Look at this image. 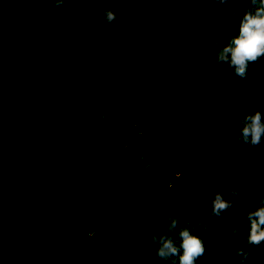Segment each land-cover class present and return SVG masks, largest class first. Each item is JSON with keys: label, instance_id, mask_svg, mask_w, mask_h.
<instances>
[{"label": "trees", "instance_id": "obj_1", "mask_svg": "<svg viewBox=\"0 0 264 264\" xmlns=\"http://www.w3.org/2000/svg\"><path fill=\"white\" fill-rule=\"evenodd\" d=\"M113 1L58 0L47 4L54 9L61 7L48 18L64 21L59 28L48 29L41 37L48 39L47 46L53 50L64 48L63 62L67 67L64 70L74 77L77 85L78 108L82 109L87 104L93 110L99 100L109 102L102 105L98 116L95 113L97 117L90 120V124L81 120L86 127L92 128L94 141L92 138L88 141L86 137L83 146L74 142L79 137L75 134L67 138L65 147L68 151L61 148L60 159L66 160L68 165L80 159L87 171L93 169L90 181H86V187L77 193L87 198L83 200L81 197L83 202L76 205H65L62 201L59 204L67 212L76 209L80 213L70 225L54 221L55 225L66 226V236L60 237L51 231L36 232L33 236L28 233L35 223L40 227L44 221H51L42 209L48 204L57 205L54 201L56 192L65 181L61 176L64 172L55 175L46 172L42 179L48 187H40L38 183L36 159L43 139L52 130L48 124L23 121L17 122L12 130L0 128V141L13 142L8 152L17 157L9 164L8 161H0V168L12 169L19 175L15 180L19 186L14 189L7 188L0 177V190L12 194L9 198L5 194L0 195V209L20 212L17 215H0V264H25L28 259L39 264H146L148 254L144 250L137 254V245L133 241L134 250L114 254V242L109 237L118 233L116 229L126 233L119 229L126 226L129 230L132 229L130 227H144L145 238H162L154 226L158 223L150 222L141 206L142 199H152L149 195L154 194L155 189H160V203H167L171 214L179 210L177 197L195 201L196 208L209 204L220 218L212 222L214 225L220 221H232L236 215L233 214L234 205L232 208L226 206L230 205L228 195L253 201L252 196H246L239 189L233 190L227 183L235 176L241 178L245 167L254 163L260 164V170L264 169V141L259 134V128L264 126V0H130L129 10H121L125 15L116 18L110 13L114 10ZM25 3L20 9L22 16L28 19V6L36 4L32 0ZM64 3L66 9H62ZM197 11L204 16L203 26L194 21L193 15ZM165 15L171 16L167 27L165 24L162 27L151 24L162 20ZM141 19L142 22L136 24ZM19 23L23 29L28 26L26 20ZM149 28L151 30L147 32ZM142 37L149 44L138 43ZM58 40L63 41L60 46H56ZM138 47H144L146 52H135ZM40 54L35 52L30 58L36 61ZM12 60L19 65L23 56L14 53ZM40 77L45 82V93L59 91L57 97L73 106L72 95L64 79L58 83L57 79H49L45 72ZM17 80H21L22 85L24 75ZM255 90L260 92L254 96V104L249 100L250 96H239L241 91L248 95ZM154 92L160 96L150 97ZM183 96L189 102L182 101L180 98ZM241 102L251 104L252 110L248 111L246 106H232ZM18 105L20 103L15 106ZM116 110L119 125L113 129L110 116ZM150 111L160 119L169 120L173 112L182 113L187 118L196 117L198 112L206 116L200 137H196L198 128L194 132L188 130L186 135L191 136L186 144L187 152L180 155V163L174 168L164 160V154L159 157L160 154L156 153L158 148L145 142L148 125L142 122V117ZM239 113H245L251 124L257 123V128L250 131L252 136L247 133L248 129L241 131L243 117H237ZM232 118L234 122L227 123ZM155 121L151 119L152 124ZM167 127H172V122ZM103 128L114 131L113 136L106 140L98 139ZM204 141H212L214 149L206 151L205 146L200 145ZM226 145L235 150L227 155V163L220 159L225 156L222 148ZM161 147L163 151L172 148L166 144H161ZM239 150L241 154L237 153ZM255 153L261 155L258 160ZM207 156H214L209 169L203 162ZM52 163L60 165L58 161ZM176 167L179 175L172 179ZM193 167L207 179H199L193 172H186ZM128 179L129 183L120 184ZM134 183L136 186L131 185ZM254 185L255 189L264 190L262 180L255 181ZM195 188L198 193L193 190ZM202 197H210L212 202H202ZM39 201L46 204H42L40 209L34 208ZM84 205L86 209H83ZM196 208L191 207L203 222H207L205 212ZM250 208L244 206L238 214L245 231L250 226L247 218L260 217ZM156 212L162 215L161 209ZM207 216L210 220L214 217L212 214ZM189 225L208 233L199 220ZM13 227H19V230L13 231ZM91 231L92 241L87 237ZM218 231L213 228L211 235L223 248L230 249L225 236ZM82 256L86 258L84 262ZM206 261L219 263L209 256ZM246 261L244 264L248 263ZM187 262L184 261L185 264ZM254 264H264V257L256 256Z\"/></svg>", "mask_w": 264, "mask_h": 264}, {"label": "rangeland", "instance_id": "obj_2", "mask_svg": "<svg viewBox=\"0 0 264 264\" xmlns=\"http://www.w3.org/2000/svg\"><path fill=\"white\" fill-rule=\"evenodd\" d=\"M26 1L28 0H0V128L7 131L12 130L17 122L23 121L24 123L41 122L48 124L52 130L50 134L43 139L40 146L41 152L38 157L36 156V168L39 172L38 183L40 187L46 188L47 183H45L42 179L46 172L54 175L64 172L61 176H64L65 181L62 182L63 185L61 186V189L56 192L54 201H57V205L48 206V204L42 209L45 214L50 216L51 221H44L43 225L40 227L35 223L32 226L31 232L28 233L30 236H33L36 232L48 233V231H51L61 237L67 235L65 230L66 226L60 227L55 225L54 221H62L63 223L70 225L75 218L80 216V213L76 209L67 212L62 209V207H59V204L61 205V201L63 202L62 204L65 205H68V203L76 205L77 203L83 202V200L87 198L86 195H77V193L82 192L81 190L86 187V181H90L89 177L93 172V169L87 171L86 165L80 159L77 163L72 161L70 164L71 166L68 165L66 160H61V148L63 147L68 151V148L65 147L67 138L69 136H74L75 134H79V137L76 138L74 142H80L83 146L86 137H88V141H90L91 138L93 140L94 135L92 134L94 132L92 128L86 127L84 122L81 123V120L90 124V120L100 114L102 105H108L109 100H99L97 106H95L93 110H91L87 104H84L82 109L78 108L77 85L74 84V77H72L69 72L64 70V67L67 68L63 62L64 53L62 50L64 48L56 47L55 50H53L47 46L48 39L41 37V34L47 33L48 29L55 30L59 28L60 24L64 21L61 18H48L51 14L56 13L59 9H61V7L54 9L52 6L49 7L47 4L52 1L57 3L58 0H32L36 5L28 6L27 11L30 10L27 14L28 19L22 16L20 9L21 6L26 5ZM113 2L114 10L110 13L114 18L125 15L121 12V10H129L130 0H114ZM66 8L67 5L64 3L62 5V9ZM197 12L198 13L194 12V21L200 22L201 24L204 22L202 20L204 16L199 11ZM170 17V15H165V17H162V20L151 22V24H154L157 27H162L165 24V27H167L170 22H168V18ZM21 20L28 21L26 29L19 27V25H21V23H19ZM141 22L142 19L137 21L136 24ZM150 30L151 29L149 28L147 32ZM145 37L139 39L140 41H138V43L149 44ZM62 43V40H58L56 42V46H60ZM146 47H148V45H146ZM136 51L146 52L144 47H138L135 52ZM35 52L41 54L36 61H33V58H30V55ZM14 53H19L23 56V61L22 63H19V65L12 60V54ZM42 72H45L49 79H57L58 83L62 82L63 79L65 80V85L67 84V88L72 95L73 106H68L59 97H57V95L60 94L59 91L50 90L45 93V82L44 79L40 77ZM22 74L24 75V82L21 85V80L17 79L21 78ZM59 76H61V78ZM169 78L174 79L173 77ZM175 80L179 81L178 79ZM15 86L16 89H14ZM255 91L251 94L248 93V95L245 94L246 91H241L239 96L244 98L245 96H250L249 100L253 103L254 96L260 92L257 90ZM236 92L238 94L239 89H237ZM159 96L160 93L158 92L150 94V97L154 99ZM180 99L184 102H189L186 99V96H183ZM17 103H20V105L15 106ZM245 104V102H241L239 105L234 104L232 106H239L238 108L246 106L249 108L247 109L248 111L252 110L253 106L249 107L251 104ZM95 113H98L97 116ZM117 114L118 110L110 116L113 129L115 126L119 125L117 124ZM196 115L197 116L194 118H187L182 115V113L173 112V114L169 115L170 117L172 116L171 120H169L168 118L160 119V116H155L150 111L142 117V122H146L148 125L146 126L148 127L146 130L148 134L145 142L148 146L151 145L153 148L154 146L155 148H158L156 153L160 154L159 157L164 154L163 158L171 168L178 166L181 159L180 155L187 152L186 144L189 141V136H191L186 135L188 130H192L194 132V130H197L198 128V136L196 135V137H200V132L202 131L200 128L203 125L202 123H205L206 116L203 112H198ZM237 117H243V125L240 128L241 131L248 129L247 133H249L252 129L257 128V123L253 122L251 124V119L247 117L245 113H239ZM153 118L156 120L154 124L151 123V119ZM170 122H172V127L168 128L167 126ZM228 122H234L233 118L231 120L229 119L227 123ZM259 129H261L259 131L260 137H262L261 140L264 141V126L261 125ZM61 132L62 135L60 134ZM113 132L114 131L112 130L105 131L104 129V131L98 136V139H109L113 136ZM82 135H85V137L83 136V139H81ZM249 135L252 136L253 133L250 132ZM173 138H177V140L173 141ZM211 142L212 141H204L200 145L205 146L206 151L211 149L213 150L214 144H211ZM161 144H166L168 147L172 146V148L169 147V150L163 151ZM12 145L13 142L0 141V161H8L7 163L9 164V161H14L17 158L8 152L10 150L9 146ZM258 147L259 149L261 148V146ZM192 149L197 151L196 148ZM198 150H200V148H198ZM222 150L225 156H221L220 159L223 158V162L227 163L229 161L227 159V155H229L231 151L234 152L235 150H232L231 145H226L222 148ZM240 152L241 151L239 150L237 153L241 154ZM255 156L258 160L261 155L259 153H255ZM196 158L197 157H194V159ZM152 160L153 158L150 159V163H152ZM213 160L214 156H207V158L204 159L203 162L208 164L206 165V168L209 169L212 167ZM55 161L60 162V165L52 163ZM177 169L178 167L174 169L175 172L172 179H176L178 177L179 174ZM186 172L189 174L193 172L197 176L196 178L200 179L201 177L207 179L206 176L202 175V172L199 169H196V167L190 168ZM234 173L235 172H233V174ZM0 174V177H2L5 181L2 182L7 188L10 187L14 189L19 186V183L15 181L16 176H19L17 172H14L9 168H0ZM259 180L264 182V169L260 170V164L258 163L245 167L241 178L235 176L229 180L227 184L232 186L233 190L234 188L239 189L246 196H252L253 201H249L241 197L234 198L232 195H228L227 201L230 205L226 206L232 208L231 206L234 205L233 208L235 209L233 210L235 211L233 214L236 215L233 217L232 221H220L221 223H217L215 225L212 222L214 220L218 221L220 218L216 216L217 211L209 204L196 208L197 203L195 201H189V199L177 197V205L178 207L180 206L177 212L179 214H171L168 210L169 206L167 203H165V205H161L160 203L162 198L161 195H158L160 189H155L154 194L148 193L150 194L149 197L152 199H142L141 206L145 210V217H147L149 221L151 220L150 222L153 220L158 223V226L154 225L155 222L153 225L158 231H160L162 238H145L147 234L144 227H130L132 229L129 230L128 227L121 226L119 229L125 230L124 232L126 233H123L122 231L119 232V230L116 229L118 233L109 237V239L114 242L112 245L115 252L114 254L134 250V242L137 245V249H135L136 253L140 252L139 250H144V252L146 251L148 254V261L146 264H185L184 261H188V264H211L206 261L208 256L211 257L212 260L219 262L216 264H244L246 260H248V263L246 264H254L256 256L261 259L264 257V190L255 189L254 185V182ZM177 182L181 181L177 180ZM125 183H129V179L128 181L120 182L121 185H124ZM54 184L57 185V183ZM131 185L136 186V183ZM196 189L197 188L193 190L198 193L199 191ZM3 194H5L4 196L8 198L12 195L9 191L4 192L0 190V195ZM69 197H71V200H69ZM81 197H83V200ZM75 198L77 200H75ZM58 200L60 202H58ZM201 200L202 202H212L210 197H202ZM169 201L170 199H167V202ZM42 204L46 203L39 201L34 208L40 209L42 208ZM192 206L193 208H196V210L199 209L205 212L204 214L206 215L205 218L207 222H203L202 219H200L195 210L193 211L191 209ZM244 206L251 207V212L260 216L251 217L250 219L247 218L250 220V226L247 231H245L240 224L241 217L238 215L240 214V211L243 210ZM183 207L186 209H183ZM188 207H190V210L187 209ZM83 209H86L85 205ZM159 209H161L162 215H160L159 212H156ZM11 213L17 215L20 212L16 210L13 212H6L5 209H0V215H11ZM209 214L214 216L212 217V220H210L207 216ZM111 219L114 220L113 218ZM198 220L201 226L205 225L203 227L205 228V232L208 231V233H203L201 229L198 231V229L189 225V223L196 224ZM45 227L48 228L47 231L44 229ZM213 228H216L217 231L219 230L218 232L225 236V240H227L231 246L230 249L223 248L221 244L217 243V239L211 235ZM18 230L19 227H13V231ZM91 236L92 231L87 233V237ZM92 238L93 237H91L90 241H92ZM149 246L151 247L149 248ZM250 247L252 248L249 249ZM257 249L258 251H256ZM252 250L254 253H251ZM0 256H2L1 248ZM196 256L206 257L205 259L197 260L198 257ZM85 259L86 258L82 256L83 262ZM24 263L39 264L38 262L32 260L29 261V259L25 260Z\"/></svg>", "mask_w": 264, "mask_h": 264}]
</instances>
